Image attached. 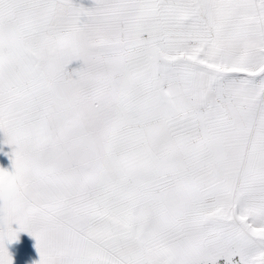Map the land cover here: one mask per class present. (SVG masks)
<instances>
[{
    "label": "snow or ice",
    "instance_id": "snow-or-ice-1",
    "mask_svg": "<svg viewBox=\"0 0 264 264\" xmlns=\"http://www.w3.org/2000/svg\"><path fill=\"white\" fill-rule=\"evenodd\" d=\"M93 4L0 0V264H264V0Z\"/></svg>",
    "mask_w": 264,
    "mask_h": 264
},
{
    "label": "crops",
    "instance_id": "crops-1",
    "mask_svg": "<svg viewBox=\"0 0 264 264\" xmlns=\"http://www.w3.org/2000/svg\"><path fill=\"white\" fill-rule=\"evenodd\" d=\"M87 1V0H86ZM93 1V0H89ZM5 135L0 132V168L6 169L9 172L13 171L10 153L12 146L4 143ZM14 230L19 228V225L13 223L11 226ZM18 239L6 244L9 254L12 256L13 264H39V253L36 248V240L27 232L17 233Z\"/></svg>",
    "mask_w": 264,
    "mask_h": 264
},
{
    "label": "clouds",
    "instance_id": "clouds-1",
    "mask_svg": "<svg viewBox=\"0 0 264 264\" xmlns=\"http://www.w3.org/2000/svg\"><path fill=\"white\" fill-rule=\"evenodd\" d=\"M0 213L19 217L24 221L30 219L26 205L21 201L18 189L15 186L5 185L0 191Z\"/></svg>",
    "mask_w": 264,
    "mask_h": 264
},
{
    "label": "rangeland",
    "instance_id": "rangeland-1",
    "mask_svg": "<svg viewBox=\"0 0 264 264\" xmlns=\"http://www.w3.org/2000/svg\"><path fill=\"white\" fill-rule=\"evenodd\" d=\"M74 3L77 4H83V6L85 7H93V1H89V0H73ZM81 66V62L80 61H73L70 65H68L67 71H69L70 73L73 72V70L79 68ZM218 264H225V261L223 258H221L218 261Z\"/></svg>",
    "mask_w": 264,
    "mask_h": 264
}]
</instances>
